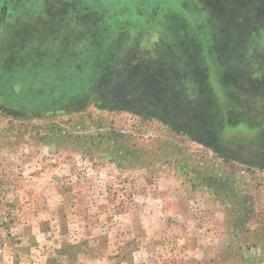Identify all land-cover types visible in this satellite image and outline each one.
I'll use <instances>...</instances> for the list:
<instances>
[{
  "label": "rangeland",
  "instance_id": "rangeland-1",
  "mask_svg": "<svg viewBox=\"0 0 264 264\" xmlns=\"http://www.w3.org/2000/svg\"><path fill=\"white\" fill-rule=\"evenodd\" d=\"M0 264H264V0H12Z\"/></svg>",
  "mask_w": 264,
  "mask_h": 264
},
{
  "label": "flooded vegetation",
  "instance_id": "flooded-vegetation-1",
  "mask_svg": "<svg viewBox=\"0 0 264 264\" xmlns=\"http://www.w3.org/2000/svg\"><path fill=\"white\" fill-rule=\"evenodd\" d=\"M12 0H0V32L3 28V24L5 23V16H6V13L3 14L5 12V9H7L10 5Z\"/></svg>",
  "mask_w": 264,
  "mask_h": 264
}]
</instances>
